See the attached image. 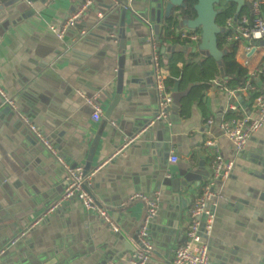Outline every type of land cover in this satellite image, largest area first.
I'll return each mask as SVG.
<instances>
[{
    "label": "crops",
    "instance_id": "crops-1",
    "mask_svg": "<svg viewBox=\"0 0 264 264\" xmlns=\"http://www.w3.org/2000/svg\"><path fill=\"white\" fill-rule=\"evenodd\" d=\"M14 1L0 10V83L18 107H1L0 100V264H132L141 249L146 206L124 202L137 194L159 198L150 262L172 264L217 155L234 167L217 186L223 200L208 240L213 264H264V127L244 153L220 127L257 117L254 93L264 92L258 75L264 45L249 58L248 43L237 45L236 59L248 71L251 88L230 89L221 77L201 92L204 83L191 78L188 85L179 75V91L188 95L179 108L173 104L168 119L152 124L158 115L155 50L168 78L178 71L196 77L194 65L209 59L181 39L189 30L176 26L168 33L164 10L152 0ZM82 4H89L83 17L60 40L50 28L64 26ZM242 12L251 16L248 7ZM90 99L103 111L97 122ZM231 105L236 112L229 111ZM31 126L73 166L86 170L90 162L87 189L116 221L118 233L79 201L58 205L63 168ZM172 156L177 163L170 162Z\"/></svg>",
    "mask_w": 264,
    "mask_h": 264
},
{
    "label": "built area",
    "instance_id": "built-area-1",
    "mask_svg": "<svg viewBox=\"0 0 264 264\" xmlns=\"http://www.w3.org/2000/svg\"><path fill=\"white\" fill-rule=\"evenodd\" d=\"M250 4L251 16H241L237 21L230 18L226 22V30L230 35L227 37L228 46L235 44L236 46L247 42L248 46L244 51V57L249 58L252 52H255L264 42V16L263 7L264 0H246ZM89 4H82L65 22L61 28L51 27L60 40H63L66 34L75 28L79 20L83 17ZM85 33H81L84 36ZM182 40L189 41L198 50L200 44V34L194 31L182 33ZM153 65L155 74V91L158 96V115L152 122L166 120L169 117L173 106L172 93L168 91L166 82L168 73L163 68L160 60V54L155 50L153 55ZM258 75L264 79V69L258 71ZM251 88L250 81L246 82L243 90ZM0 100L1 107L17 110V103L6 92L0 83ZM93 105L94 113L93 121H99L103 115L101 107L94 103V100H87ZM257 117L243 116L229 121H224L221 124V130L226 138L233 144L237 152L244 153L246 151L249 140L264 127V92L259 94L254 100ZM229 111L236 112L237 108L234 105L229 107ZM28 123V119L24 118ZM213 121H209L212 124ZM31 130L36 134L37 138L44 144L48 151L56 157L58 163L64 171L65 188L61 197L60 205L64 201H79L83 208L92 214L101 218L115 233H118L119 226L116 221L109 215L106 209L98 204L94 197L88 191L91 176L85 173L83 166H73L65 158L58 155L57 150L49 139L43 136L35 126H31ZM209 146L214 147L215 143L209 142ZM179 158L172 156L170 162L177 163ZM232 162H225L224 159L217 155L213 161V171L210 179L200 190L190 214V226L186 232V240L183 245L175 251L172 264H213L209 239L212 237L213 229L216 221L215 210L218 207L223 196L218 192L217 186L220 182L227 181L231 177L233 170ZM133 200H142L147 204L146 216L138 233L140 243V251L133 257L132 264H151L149 255L153 251V246L150 242V232L152 224L159 212V198L154 196L149 198L143 194H137L127 199L124 205L130 204ZM54 208L49 209L43 217L46 218Z\"/></svg>",
    "mask_w": 264,
    "mask_h": 264
},
{
    "label": "water",
    "instance_id": "water-1",
    "mask_svg": "<svg viewBox=\"0 0 264 264\" xmlns=\"http://www.w3.org/2000/svg\"><path fill=\"white\" fill-rule=\"evenodd\" d=\"M12 1L14 0H0V10H2V6H5L7 5V3L12 2ZM15 1L19 2L18 0H15ZM29 1L31 2L32 0H29ZM186 1L187 0H152V2L155 4V6L158 7L160 11L164 10L166 19H169L174 14L177 16L178 21H179L178 29L182 30L186 28L189 31H194V32L199 31L200 32L201 35H200V44L198 46V51L206 58L213 59L217 63L218 67L221 69L222 76H224V71L222 69L224 52L221 51L218 47V37L221 34L225 33L226 29L221 28L217 24V18L220 14L218 7L222 3L235 4L237 6V9H236V15L234 19L237 21L240 17L242 9L245 7L250 8V4L246 2V0H195L196 1V5L194 6L195 17L191 19H185L181 11H178L176 13L175 11L178 9L185 10L187 8ZM127 2L128 0H124V5H126ZM126 7L127 6H124L122 8L123 14H126L128 11V8ZM31 13L32 15H34L35 12L32 11ZM124 20L125 19L123 18V21ZM122 26H124V24H122ZM157 29L158 28L156 27V31ZM261 45H264V42H262ZM162 52L164 53L165 50L163 49ZM179 84L180 83L177 82L175 84V87L171 91L172 98H173V104L176 106V108H179L181 106L182 99L185 98L189 92V90L185 92H180ZM117 101L118 99L116 100V102ZM111 111H112V108L107 112L106 119L110 117ZM96 144L97 143H95V146ZM261 163L264 164V159L261 161ZM90 168H91V164L89 162L85 168L86 174ZM188 180H190V178L186 176V181ZM186 181H184L183 183L184 186H187L188 184ZM145 206L147 210L146 203H145ZM143 222L140 224V227L143 224ZM149 239H151V236L149 237Z\"/></svg>",
    "mask_w": 264,
    "mask_h": 264
},
{
    "label": "trees",
    "instance_id": "trees-1",
    "mask_svg": "<svg viewBox=\"0 0 264 264\" xmlns=\"http://www.w3.org/2000/svg\"><path fill=\"white\" fill-rule=\"evenodd\" d=\"M196 5L195 0H187L186 6L187 8L185 10L178 9L175 11H181L182 15L185 19H191L195 17L194 12V6ZM218 10L220 11V14L217 18V24L221 28L226 29V22L230 18H234L236 15V5L231 3H222ZM243 12L240 14V17L242 16ZM239 17V18H240ZM167 29L168 33H171L173 28L179 25V21L177 16L174 14L169 19H167ZM230 35L229 31L226 30L225 33L221 34L218 37V47L221 51L224 52L223 57V66L222 69L224 71V76L221 74V69L218 67L216 62L212 60L211 58L207 59L203 63H199L197 65H194V69L196 71V77H188V75L185 72L180 73L178 71V74L173 75L171 78H168L166 82V86L169 92H171L172 88L174 87V84L176 83L175 78L180 75V77L183 78V82L188 84L191 82V78L197 79V81L204 83V85L201 87V90H206L208 88L207 83H210L212 80L220 79L221 77L226 80V84L230 89H238L239 87L243 88L245 87L246 81L248 80V71L241 66L237 62V46L235 44L228 46L227 37ZM189 78V79H188ZM200 86H196L195 90L197 89V92L200 90L198 89ZM203 90L201 92H203ZM257 93H254V98L257 97ZM203 94L200 95L199 98H202Z\"/></svg>",
    "mask_w": 264,
    "mask_h": 264
}]
</instances>
